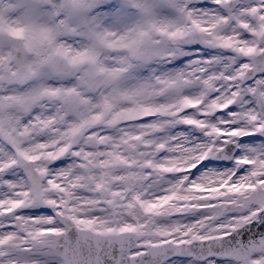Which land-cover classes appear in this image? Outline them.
<instances>
[{"label":"snow or ice","instance_id":"snow-or-ice-1","mask_svg":"<svg viewBox=\"0 0 264 264\" xmlns=\"http://www.w3.org/2000/svg\"><path fill=\"white\" fill-rule=\"evenodd\" d=\"M0 264H264V0H0Z\"/></svg>","mask_w":264,"mask_h":264}]
</instances>
